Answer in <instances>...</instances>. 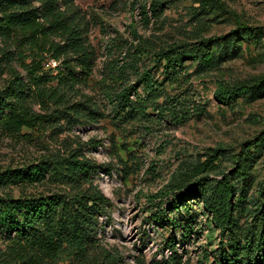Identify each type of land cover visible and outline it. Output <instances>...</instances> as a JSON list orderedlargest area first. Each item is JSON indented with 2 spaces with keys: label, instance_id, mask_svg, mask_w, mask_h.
<instances>
[{
  "label": "rangeland",
  "instance_id": "rangeland-1",
  "mask_svg": "<svg viewBox=\"0 0 264 264\" xmlns=\"http://www.w3.org/2000/svg\"><path fill=\"white\" fill-rule=\"evenodd\" d=\"M73 3L87 23L85 37L95 62L88 81L76 87L78 96L74 93L70 101L85 97L103 118L84 124L62 119L58 124L23 128L17 135L0 132V173L37 164L57 153L66 156L78 148L83 158L96 165L91 183L84 188H97L110 205L98 217L85 256L67 252L57 264H230L227 259L244 245L246 231L264 221V148L249 158L250 185L234 206L230 230L213 216L208 189L224 180L242 187L236 176L237 158L247 142L264 134V94L258 96L255 88L225 105L214 93L220 87L251 85L264 78V31H254L253 37L236 31L237 20L264 29V0ZM210 37L223 39L218 53L224 56L214 68L200 71L196 62L186 61L184 70L177 75L168 72L167 79L155 63L153 54L159 50ZM138 47L149 51L143 52L133 69L131 61ZM56 66L49 61L44 69L54 76ZM11 69L26 82L19 65L9 62L0 71V91L12 79ZM116 75L124 86L136 85L137 93L131 97L135 101L146 96L137 84L141 75L158 81L166 92L157 104H164L166 95L179 101L176 117L166 112L158 115L145 103L148 118L118 120L105 94L115 85L110 77ZM252 91L257 95L254 99ZM35 110L39 112L38 107ZM205 160L213 166L197 175L195 167ZM198 181L209 187L204 196L192 193ZM62 190L50 183L8 185L0 187V196L50 195ZM239 195L238 191L232 200ZM187 227L191 228L189 237ZM7 245L0 236V253L6 252ZM258 254L259 264H264V251ZM242 256L237 264H243ZM0 264H5L1 255Z\"/></svg>",
  "mask_w": 264,
  "mask_h": 264
},
{
  "label": "trees",
  "instance_id": "trees-1",
  "mask_svg": "<svg viewBox=\"0 0 264 264\" xmlns=\"http://www.w3.org/2000/svg\"><path fill=\"white\" fill-rule=\"evenodd\" d=\"M154 17H158V13H154ZM236 22V31L251 37L255 35L254 31H264L262 27H248L239 20ZM86 28L87 23L73 0H0V40L4 44L0 49L4 59L0 71L4 65L14 61L27 79L23 82L12 68V79L0 91L1 133L17 135L23 128L36 129L44 123L58 124L62 119L84 124L103 118L85 97L78 102L70 101L74 93L78 96L76 87L88 81L95 62L94 50L86 41ZM221 40L215 37L201 39L159 50L153 57L167 79H170L168 72L177 75L184 70L186 61L196 62L199 70L203 71L222 62L224 55L218 53ZM145 50L143 47L136 49L131 68H136ZM49 61L57 63L54 76L44 69ZM116 76L110 77L115 85L105 94L118 120L127 122L148 118L150 114L146 112L145 103L150 104L158 115L166 112L176 117L179 101L166 95L165 103L157 104L166 92L158 81L141 75L137 84L143 86L146 96L142 101H135L131 97L137 93L136 85L124 86ZM255 88L259 90L258 96L264 94V78L251 85L220 87L214 96L220 103L228 105ZM251 94L253 99L257 97L255 91ZM263 148L264 134L243 146L242 156L237 158L236 171V176L242 180L240 189L229 180L217 182L210 189L201 181L193 187L192 193L202 196L207 189L211 191L209 208L224 229L230 230L233 226L234 206H238L249 188V158ZM213 164L211 160H205L195 167L196 174H201ZM96 168L94 163L82 157V150L78 148L70 149L66 156L57 153L37 164L0 173V187L50 183L63 188L60 193L50 195L0 196V236L8 242L6 252L0 253L5 264H43L45 261L57 264L67 252L85 256L92 246L98 217L110 205L109 199L97 188L91 189V185L84 188L91 183L90 178ZM238 191L240 195L233 201L232 197ZM190 233L191 228L187 227V237ZM244 239V245L237 247L227 261L237 264L239 256L243 255V264H259L258 253L264 251V221L250 227ZM169 248L174 250L173 245ZM254 253H257L256 257Z\"/></svg>",
  "mask_w": 264,
  "mask_h": 264
}]
</instances>
